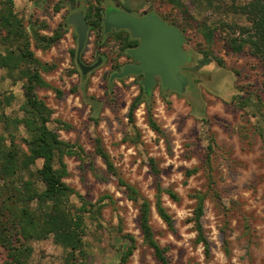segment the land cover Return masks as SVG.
<instances>
[{
    "label": "rangeland",
    "instance_id": "obj_1",
    "mask_svg": "<svg viewBox=\"0 0 264 264\" xmlns=\"http://www.w3.org/2000/svg\"><path fill=\"white\" fill-rule=\"evenodd\" d=\"M122 1L139 7L151 5L177 23L186 35L184 47L190 53V61L182 67L189 77L186 91H163L158 85L152 92L151 107L162 132L151 126L145 103L135 111L136 128L129 121L130 105L141 92V78H111L112 57L121 54L120 47H92V32L82 58L92 61L100 49L106 61L84 78L71 52L75 47H31L43 62L55 64L51 71L41 70L50 86L37 88L38 95L53 109L50 126L62 139L77 142L86 151L84 162L75 155L64 156L69 172L65 181L94 202L106 194L111 197L102 210L103 227L89 222L85 236L94 264H121V252L128 245L123 233H131L136 239L128 264H161L144 242L138 225L139 205L128 199L117 177L107 171L103 159L95 153L97 136L102 138L123 178L145 198L154 203L156 188L150 158L161 169L163 185L172 187L180 196L179 200L163 196L174 217V229L159 216L154 204L151 214L156 238L167 247L170 260L182 264H264V61L249 46L235 51L222 28L216 30L214 42L209 45L197 23L247 24L246 17L235 9L233 0H195L191 5L194 20L187 19L168 0ZM16 2L15 9L23 17L33 44L36 34L41 36L57 20L64 22L69 14L65 0ZM94 4L97 0H87L84 6L88 9ZM43 15L50 21L41 18ZM4 50L0 47V51ZM205 53L208 60L203 63ZM217 59H222L223 66ZM23 82L19 71L10 74L0 67V116L23 115ZM10 94L11 103L3 105L4 96ZM243 99L248 102L242 103ZM57 119L66 125H58ZM3 131L0 121V134ZM19 133L24 134L23 128ZM212 137L218 145L213 154L218 194L210 192L202 216L210 241L208 256L196 239L197 231L190 218L196 204L191 194L208 191L202 164ZM41 165L42 159H38L33 168ZM193 167L200 169L187 176L186 171ZM74 199L78 200L76 196ZM33 246L30 264H65V251L52 236L33 241ZM6 257V249L0 247V264Z\"/></svg>",
    "mask_w": 264,
    "mask_h": 264
},
{
    "label": "trees",
    "instance_id": "obj_2",
    "mask_svg": "<svg viewBox=\"0 0 264 264\" xmlns=\"http://www.w3.org/2000/svg\"><path fill=\"white\" fill-rule=\"evenodd\" d=\"M168 1L187 19L194 20L191 5L195 0ZM233 1L235 9L246 17L247 24L224 21L212 26L201 21L197 22L198 28L209 45L214 42L216 30L222 28L227 32V40L235 51L249 46L252 53L264 61V0H245L239 4L235 3L236 0ZM60 7L61 5L57 6L58 9ZM102 15L99 4H94L86 10V20L91 29H102ZM66 26H69L67 19L54 30L53 35L42 36L46 41V48L59 41ZM176 26L179 27L177 23ZM2 32H5V35L1 42L9 47H5L3 52L0 51V67L6 68L10 74L19 71L24 80L22 87L25 96L21 105L22 116L4 113L0 116L4 130L0 134V247L7 251V257L2 264H30L34 252L33 241L50 236L63 247L65 264H94L87 250L85 236L89 232V222L98 228L103 227L102 210L107 204L106 200H110L111 197L106 194L94 202L65 181L69 172L64 156L75 155L84 162L86 151L81 144L62 139L58 131L50 126L53 109L38 95L37 88L50 86L41 74V70L51 71L55 68V64L43 62L31 49L29 32L23 17L15 9L14 0H0V35ZM76 49L71 51L75 59ZM205 58L203 63L208 60L206 53ZM217 61L223 66L222 59ZM82 77L85 76L82 74ZM12 98V94L4 96L2 104L9 105ZM151 98L152 91L146 93L141 85L140 94L130 105L128 118L136 128L135 111L140 104L145 103L151 126L162 132L153 115ZM243 100L245 102L242 103L248 102V99ZM260 112L263 115L261 110ZM56 121L58 125H66L61 119ZM21 128L24 134L19 133ZM217 148L218 145L212 137L202 164L207 173L208 191L196 190L191 194L196 199V204L190 221L197 231V241L203 244L208 256L210 241L206 236L202 216L210 192L218 194L213 167V154ZM95 153L103 159L107 171L117 177L118 184L124 188L128 199L139 205L138 225L145 244L154 250L156 259L161 264H182L168 258L167 247L160 245L151 224L154 204L159 216L171 229H174V217L165 206L163 196L168 194L174 200L180 199L172 187L163 185L161 169L156 160L149 159L155 177L156 192L153 203L123 178L100 136L95 138ZM38 159H42V165L34 169L33 165ZM199 169L200 167L188 169L186 175L191 176ZM74 196L78 198L77 201ZM122 236L128 241V245L121 252L120 262L128 264L129 257L136 247V239L131 233H123Z\"/></svg>",
    "mask_w": 264,
    "mask_h": 264
},
{
    "label": "water",
    "instance_id": "obj_3",
    "mask_svg": "<svg viewBox=\"0 0 264 264\" xmlns=\"http://www.w3.org/2000/svg\"><path fill=\"white\" fill-rule=\"evenodd\" d=\"M67 23L75 28L76 62L81 73L86 75L102 63L101 56L93 64H87L82 59L90 30L86 11L81 9L70 13ZM112 28L128 29L141 43L129 51L138 62L125 64L111 78L143 74L141 85L146 93L157 86V77H160L161 85L169 90L178 93L186 91L189 77L182 72V67L190 61V53L184 47L186 35L179 27L168 24L152 13L141 18L126 11L112 10L104 18V31L109 32Z\"/></svg>",
    "mask_w": 264,
    "mask_h": 264
},
{
    "label": "flooded vegetation",
    "instance_id": "obj_4",
    "mask_svg": "<svg viewBox=\"0 0 264 264\" xmlns=\"http://www.w3.org/2000/svg\"><path fill=\"white\" fill-rule=\"evenodd\" d=\"M86 1L87 0H65V2H67V6H68L67 9L69 10V14L74 12V11H79L81 9H84L86 11L87 9L84 6ZM97 4L100 5L101 10H102V14H103L102 15V19H103L102 20V29L101 30L94 29V28L91 29V26H90L88 40H89V37L91 36V33L93 32L94 33V42H93L92 47H120L121 54L119 56L117 54L116 56L112 57V65H114V67L112 68V70H113L112 74L116 71H120L122 69V67L127 63L138 62L129 53V51L133 48L139 47L141 40L139 38L133 37L131 32L126 28H123V29L112 28L109 32H105L104 31V18L108 12H110L112 10L113 11H126V12L131 13L132 15H135V16H138L141 18L152 13L154 15H158L159 17H161L168 24L176 26L175 23L171 22L170 20L165 18L163 15L159 14L151 5L149 7H143V6L139 7L138 5L132 6L131 4L126 5L125 3H123L122 0H99L97 2ZM111 43L113 45H111ZM87 45H88V41H87ZM87 45H86V47H87ZM123 47H125V48L123 49ZM100 56L102 57V63H101V65H102L106 61V56L100 51V49L94 55V57H95L94 60L86 61L84 59L83 61L87 64H93L96 61H98ZM100 66H98L97 68H95L92 71L97 70ZM134 76L140 77L141 80L143 78V74L134 75ZM158 85L160 86V88L163 91L169 90L168 88H165L161 85L160 77H157V86ZM152 92H153V90H152Z\"/></svg>",
    "mask_w": 264,
    "mask_h": 264
},
{
    "label": "crops",
    "instance_id": "obj_5",
    "mask_svg": "<svg viewBox=\"0 0 264 264\" xmlns=\"http://www.w3.org/2000/svg\"><path fill=\"white\" fill-rule=\"evenodd\" d=\"M14 4L15 6L17 5L16 0H14ZM42 1H41V5H42ZM41 18H45V20L50 21V18L47 15H43L41 16ZM44 20V19H43ZM63 23L62 19H59L55 22V24L51 27L48 28L47 31H45V33L41 34V36H38L37 34L35 35V43L33 44L31 41V45L30 47H45L46 41H44L42 39V36H51L54 34V30L56 28L59 27L60 24ZM36 28V25L33 26V29ZM5 35V33H4ZM4 35H0V47H9L7 44H4L1 42V38L3 39ZM39 41V42H38ZM89 44V43H88ZM50 47H77V34L75 31V28L71 25L66 26V30L63 34V36L59 39V41H57L56 43H54L52 46ZM74 50V49H73ZM72 51V50H71Z\"/></svg>",
    "mask_w": 264,
    "mask_h": 264
}]
</instances>
